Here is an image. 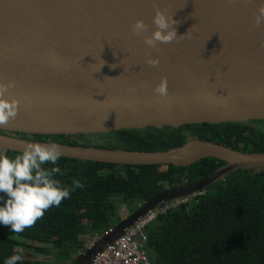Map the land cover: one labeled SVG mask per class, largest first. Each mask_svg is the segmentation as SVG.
<instances>
[{"label": "water", "instance_id": "95a60500", "mask_svg": "<svg viewBox=\"0 0 264 264\" xmlns=\"http://www.w3.org/2000/svg\"><path fill=\"white\" fill-rule=\"evenodd\" d=\"M261 0H0V83L18 113L0 125V148L56 143L62 157L115 164L226 165L195 183L169 188L78 252L95 256L150 210L205 190L234 170L264 168V152L190 139L168 150L135 151L21 138L25 134H104L120 129L264 120V22ZM179 21L177 38L144 43L155 10ZM142 20L140 35L132 25ZM158 58L156 66L146 61ZM167 80V95L154 88Z\"/></svg>", "mask_w": 264, "mask_h": 264}, {"label": "trees", "instance_id": "16d2710c", "mask_svg": "<svg viewBox=\"0 0 264 264\" xmlns=\"http://www.w3.org/2000/svg\"><path fill=\"white\" fill-rule=\"evenodd\" d=\"M103 136L107 139L96 143L84 133L35 134L33 138L135 151L168 150L200 139L243 152H264V120L120 129ZM20 153L6 150L2 154L13 157ZM224 165V160L213 157L177 166L115 164L61 156L56 165L61 174L54 178L69 187L73 179H79L83 188L70 192L59 207L48 209L22 233L0 225V264L12 255L22 257L25 249L52 255L56 263H61L85 249L81 235H101L121 222V204L132 213L161 191L200 181ZM3 198L0 194V200ZM28 240L42 245L33 246ZM146 249L153 264H264V168L234 170L212 183L196 200L160 215L148 227ZM16 264L50 263L20 259Z\"/></svg>", "mask_w": 264, "mask_h": 264}, {"label": "clouds", "instance_id": "9594fccd", "mask_svg": "<svg viewBox=\"0 0 264 264\" xmlns=\"http://www.w3.org/2000/svg\"><path fill=\"white\" fill-rule=\"evenodd\" d=\"M255 24L259 26L264 22V0H261L257 9ZM156 26L151 36L144 38V43L155 48L157 42L170 43L177 38L174 25L179 21L172 16H167L157 8L153 17ZM147 30V25L142 20H137L132 25V31L140 35ZM264 46V45H262ZM149 65L156 66L158 58L146 61ZM14 82L0 83V125L14 119L18 113L19 102L16 99H7L5 93ZM167 80L162 78L154 88V92L167 95ZM62 153L56 143H27L22 152L13 157L0 153V225L8 226L11 232L22 233L26 228H31L45 212L52 207H59L63 200L69 198L70 192L83 188L79 179H73L71 186H62L54 177L61 174V169L56 166ZM44 165H52L50 169ZM21 259L20 255H12L4 264H16Z\"/></svg>", "mask_w": 264, "mask_h": 264}, {"label": "built area", "instance_id": "2783aa9c", "mask_svg": "<svg viewBox=\"0 0 264 264\" xmlns=\"http://www.w3.org/2000/svg\"><path fill=\"white\" fill-rule=\"evenodd\" d=\"M204 193L205 190L194 192L188 196L164 202L150 210L135 224L127 228L123 235L100 251L95 256L92 264H153L146 249L148 227L160 215L196 200Z\"/></svg>", "mask_w": 264, "mask_h": 264}, {"label": "rangeland", "instance_id": "374dc122", "mask_svg": "<svg viewBox=\"0 0 264 264\" xmlns=\"http://www.w3.org/2000/svg\"><path fill=\"white\" fill-rule=\"evenodd\" d=\"M89 138L94 142H104L107 137L103 136V134H92L89 135ZM0 152L5 153L4 149L0 148ZM120 203V202H119ZM119 214L121 215V217L124 219L125 217H127L128 215H130L129 212V208L126 204H121L119 207ZM117 223H115L116 225ZM96 238V236H92L89 234H85V235H81L80 239L85 241V246L87 244H89L90 242H92L94 239ZM28 244H31L33 246L35 245H42L41 243L32 241V240H28L27 241ZM46 247H51V245L48 244H43ZM78 256V252H74L71 255V258H65L63 259V261H61V263H56V261H54V257L51 256H47V255H43V254H36L34 253L31 249H25L23 250V255L21 257V259H25V260H31V261H39L42 263H50V264H76L75 262V258Z\"/></svg>", "mask_w": 264, "mask_h": 264}, {"label": "flooded vegetation", "instance_id": "af4514ba", "mask_svg": "<svg viewBox=\"0 0 264 264\" xmlns=\"http://www.w3.org/2000/svg\"><path fill=\"white\" fill-rule=\"evenodd\" d=\"M9 134H12V135H15V136H16V135H18V133H17V134H16V133H9ZM33 137H34V135H29V136H28V138H30V139H33V140H34V138H33ZM95 236H99V235H95Z\"/></svg>", "mask_w": 264, "mask_h": 264}, {"label": "bare ground", "instance_id": "6f19581e", "mask_svg": "<svg viewBox=\"0 0 264 264\" xmlns=\"http://www.w3.org/2000/svg\"><path fill=\"white\" fill-rule=\"evenodd\" d=\"M201 196V195H200Z\"/></svg>", "mask_w": 264, "mask_h": 264}]
</instances>
